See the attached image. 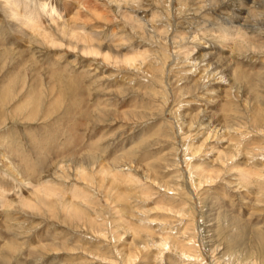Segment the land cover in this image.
Wrapping results in <instances>:
<instances>
[{
  "label": "rangeland",
  "instance_id": "374dc122",
  "mask_svg": "<svg viewBox=\"0 0 264 264\" xmlns=\"http://www.w3.org/2000/svg\"><path fill=\"white\" fill-rule=\"evenodd\" d=\"M5 1L0 264H264V0H14L62 9L26 37Z\"/></svg>",
  "mask_w": 264,
  "mask_h": 264
},
{
  "label": "bare ground",
  "instance_id": "6f19581e",
  "mask_svg": "<svg viewBox=\"0 0 264 264\" xmlns=\"http://www.w3.org/2000/svg\"><path fill=\"white\" fill-rule=\"evenodd\" d=\"M25 1V0H24ZM28 0H26V2H27ZM3 6V7H2ZM16 2L14 1V0H6L5 2H2V4H1V9H3L4 10V12L6 13V15L8 16V18L10 19V21H7V23H8V25H9V28L10 29H13V31L15 32V33H17V34H20V36H23V37H26V36H28L29 35V32H27L26 31V29L25 28H27V29H31L30 31H34V32H38L39 31V29H34V28H37L38 26L39 27H42V23H41V18H43L45 21H47V17H49V19L51 18V20L52 21H55V16L56 15H58V18L56 19V20H58L59 18H60V15H62L61 14V11H62V9H59L57 6H54V5H49L48 3H46V2H41V3H39V4H37L36 5V8H35V10H33L32 12H29V13H23V14H21L20 12H18V10L16 9ZM25 6L26 7H29V5H26L25 4ZM30 7H32L31 5H30ZM60 14H59V13ZM13 21H15V22H13ZM231 23H233V21H230V22H227L226 24H225V26H222V27H219V29H218V36H219V38H223L224 40H226L227 41V43H230V41L232 40V36H234L235 34H237L238 32H240V29H239V27L238 26H233V27H231L230 26V28L229 27H227V25H229V24H231ZM1 24H0V31H2V33H1V35L2 34H4L5 32H4V29H2L1 28ZM62 27H65V29L64 28H62ZM58 28H59V30H61V31H64V30H67V31H70L68 34L70 35L69 36V39H68V44L72 47V48H75V49H79L82 53H85L86 55L87 54H94V55H97V54H99V49H98V45H97V47H96V45H93L92 43H90V42H88V41H86V40H84V37H83V34L82 33H78V31H76L77 29H79L80 28V26L79 27H76V26H74V27H70V26H68V24L67 23H64V24H62L61 23V25H58ZM43 29V28H42ZM22 39V38H21ZM2 41H3V46L4 47H6L7 45H12V42H7L6 41V39H5V37H3L2 39H1ZM229 41V42H228ZM101 46V45H100ZM103 46H101L100 48H102ZM4 50V49H3ZM78 50V51H79ZM108 50V49H107ZM109 51V50H108ZM188 51V49L186 50V52ZM191 51V50H190ZM20 53H18V56H20V59H19V57H18V59L20 60V62L18 61L17 62V64H15V65H12L11 66V69L10 70H8L7 71V75H8V77H7V79H6V82H5V84L1 87V93H0V102H3L4 101V98H7L8 97V95H9V92H8V87H12V84L13 83H15V82H21V81H23V79L22 80H20L21 79V77H20V79H18L17 78V72H19V71H22L23 69H25L26 70V63H27V61H26V59L25 58H21V56H22V54H23V49H21L20 51H19ZM102 52H103V50H102ZM102 52L100 53L101 55H102ZM112 52V51H111ZM106 52H104V55H103V58L107 61V60H109L111 57V55H109V54H105ZM206 52L205 53H199L198 54V56H196V58L197 59H199V60H201V59H203L205 56H206ZM1 55H3V54H1ZM115 56V55H114ZM14 57H15V55H14ZM214 57H212L211 58V60L213 59ZM117 59H119V58H117ZM120 60L121 61H123L124 63H126V65L127 64H131L132 65V63H134L135 61H137V60H135V57L134 56H123V58H120ZM216 62V61H215ZM219 62V61H218ZM138 63V62H137ZM136 64V63H135ZM134 64V65H135ZM217 64V63H216ZM223 64V63H222ZM138 65V64H137ZM217 65H219V64H217ZM223 65H225V64H223ZM130 66V65H129ZM136 66V65H135ZM132 67H133V65H132ZM222 69V68H221ZM227 70V69H226ZM55 74V73H54ZM54 74L53 73H51L50 75H49V79H52V77L54 76ZM48 79V80H49ZM31 81H32V79H31ZM25 82V81H24ZM24 82L22 83V84H24ZM27 82V81H26ZM34 82V81H33ZM50 83V82H49ZM36 84V83H35ZM38 84V83H37ZM18 85H20V88L21 87H23V86H21V84H18ZM27 85V84H26ZM35 86V85H34ZM33 86V87H34ZM37 86V85H36ZM10 87V88H11ZM16 89V88H15ZM26 89V88H25ZM24 90V89H23ZM36 90V89H35ZM79 90V89H78ZM12 91V90H11ZM32 95H29V96H32V98H30V102H29V104L31 103L32 104V114H36V112H37V110H38V107H39V104H40V102L39 103H37L36 101L37 100H39L36 96H34V94H36V92H33V93H31ZM27 95V94H26ZM25 95V96H26ZM37 95V94H36ZM28 96V97H29ZM27 97V98H28ZM35 98L37 99V100H35ZM9 99L11 100L12 99V97H9ZM16 99V98H15ZM13 101V100H12ZM16 108V107H15ZM216 116V115H215ZM33 117V116H32ZM29 118V117H28ZM30 119V118H29ZM75 123H77V122H75ZM78 125H79V123H77ZM77 124H76V126H77ZM75 128V127H74ZM74 128L73 127H70V130L71 131H73L74 130ZM79 129H77V131H78ZM76 135V134H75ZM73 142H74V145H76V142H80V141H75V138H73ZM67 148V147H66ZM67 149H69V148H67ZM67 151V150H66ZM92 157V156H91ZM85 159H87V158H85ZM21 160V159H20ZM82 160V159H81ZM78 161V160H77ZM88 162L90 163V160H88ZM87 162V163H88ZM88 163V164H89ZM76 164H79V162L78 163H76ZM76 166V165H75ZM79 166V165H78ZM77 166V167H78ZM83 166V165H82ZM81 167V166H80ZM84 167V166H83ZM82 167V168H83ZM106 168H108V167H103V172H101V173H103L104 174V172L105 173H107L108 172V169H106ZM81 169V168H80ZM84 169V168H83ZM82 170V169H81ZM101 170V169H100ZM85 172V171H84ZM4 187V186H3ZM47 193V192H46ZM42 200H43V198H42ZM0 203H1V200H0ZM51 204V203H50ZM71 204V203H70ZM73 209H74V207L71 209L72 211H73ZM75 210V209H74ZM166 244V243H165ZM9 245H11V244H9ZM164 245V244H163ZM10 250V249H9ZM11 252H12V250H11ZM15 252V251H14Z\"/></svg>",
  "mask_w": 264,
  "mask_h": 264
}]
</instances>
